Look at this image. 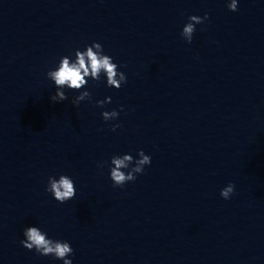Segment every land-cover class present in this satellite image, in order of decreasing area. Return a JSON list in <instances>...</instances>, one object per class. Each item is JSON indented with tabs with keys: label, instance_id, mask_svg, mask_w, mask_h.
<instances>
[{
	"label": "clouds",
	"instance_id": "obj_1",
	"mask_svg": "<svg viewBox=\"0 0 264 264\" xmlns=\"http://www.w3.org/2000/svg\"><path fill=\"white\" fill-rule=\"evenodd\" d=\"M230 11H237V0H230L228 3ZM208 19V14L204 17L192 15L188 17V22L184 25L181 36L187 43H191L195 26L202 24ZM101 74L106 76V84L109 87L119 89L127 82L125 74L118 70V65L113 62L112 57L104 54L103 47L100 43L93 42L85 47L83 51H75V59L72 60L68 56L60 59L58 66L54 70L47 72V77L54 82L57 91L50 99L55 102H62L68 99L63 89L77 91L80 94L75 96L72 103L78 106L85 99H91V93L87 90L80 91L84 88L88 79L99 81ZM111 102V97H107L103 101H97V105L103 107L106 103ZM121 110H123L121 108ZM105 122L116 119L119 112L115 109L112 111H103L101 113ZM120 127L119 124L112 125V130ZM138 159H134L131 154L122 156H113L110 161V179L114 186L122 187L124 184L136 179L137 174L144 171V167L151 163V157L146 155L143 150H139ZM103 167V164L99 165ZM128 169L127 172L123 171ZM234 185L229 183L221 189L220 195L224 199H229L234 192ZM46 191L50 192L54 199L60 203H64L73 199L76 195L74 181L67 175H60L59 178L48 177ZM23 235L25 239L20 243L28 250H35L36 253L43 256H53L56 259L62 260L63 264H72V260L68 259L73 254V249L66 241L50 239L47 233L43 232L37 226L27 227Z\"/></svg>",
	"mask_w": 264,
	"mask_h": 264
}]
</instances>
